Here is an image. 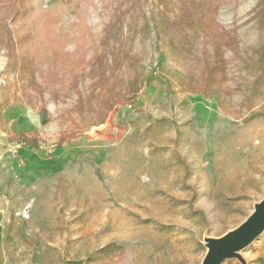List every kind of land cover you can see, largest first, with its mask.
Masks as SVG:
<instances>
[{
  "label": "rangeland",
  "instance_id": "obj_1",
  "mask_svg": "<svg viewBox=\"0 0 264 264\" xmlns=\"http://www.w3.org/2000/svg\"><path fill=\"white\" fill-rule=\"evenodd\" d=\"M13 1L23 14L11 17ZM257 4L225 0L219 8V24L239 43L226 53L221 91L205 97L160 79L108 109L158 48L170 68L198 76L199 63L157 35L160 15L174 18L178 1L0 0V22L11 30L9 38L0 23L3 264H48L38 258L46 245L82 264H201L207 240L252 212L264 197V117L246 120L264 110V84L253 101L244 97L264 46ZM119 6L120 41L103 46ZM201 43L198 36L197 53ZM118 44L120 67L101 75L98 55ZM26 130L36 131L37 148L14 137ZM17 229L40 246L23 244ZM111 242L123 253L86 261ZM263 255L264 232L222 264H259Z\"/></svg>",
  "mask_w": 264,
  "mask_h": 264
},
{
  "label": "trees",
  "instance_id": "obj_2",
  "mask_svg": "<svg viewBox=\"0 0 264 264\" xmlns=\"http://www.w3.org/2000/svg\"><path fill=\"white\" fill-rule=\"evenodd\" d=\"M177 1L178 9L174 18L170 19L166 14L160 15V20L163 24L161 30L157 31V35L162 34L167 36L166 46H168L171 52L185 54L194 58L199 63L200 72L198 76L192 72H183L170 68L166 61V54L158 48L157 55L149 66L142 67V70L127 82L124 91L114 100L115 102L108 105V109L117 103L122 104L133 100L142 85H149L160 79L164 80L168 87L176 84L184 92H193L205 97L210 96L215 89L222 90L223 82L227 78L225 72L228 65L226 53H235L239 48V43L234 33L225 30L217 20L219 8L225 0ZM17 5L18 1H13L10 5L11 17L18 16L20 13L23 14V11L19 10V6ZM257 7L260 22L262 23V20H264V0H258ZM112 12L114 14L110 16L113 18L108 20L104 25L103 46L107 45L110 41H120L123 30L125 10L119 6L112 9ZM0 23L3 26L2 32L10 38L11 30L6 26L4 21ZM198 36L203 38L204 43H201L197 53L195 49L197 48ZM121 51L118 44L115 49L108 47L102 56L98 55L99 57H94H98L96 60L98 62V71L101 72V75L105 76L107 70H117L120 67L123 57H121L122 59L120 61L117 56H121ZM123 55L127 58L126 52ZM256 56L257 59L253 62L257 69V77L249 88L250 93L244 96L248 102L253 101V97L258 95L256 94V89L264 84V46L258 47ZM95 68L93 67V69ZM219 104H221L220 101H218ZM40 113L42 116L46 114L45 110H41ZM105 117L106 112L104 117L98 122V125L104 122ZM256 117H264V110L252 111L246 120L248 121ZM35 133V130H26L15 134L14 137L24 145L37 148L38 142L35 138ZM61 142H58L57 145ZM16 235L23 244L29 247L38 248L40 246L39 239L27 235L20 229L16 230ZM123 251V246L111 242L95 250L93 256H88L86 261L105 258L112 260L118 253H123ZM3 252L4 250L0 246V264L4 262ZM52 257L56 258L55 262L52 260ZM38 258H47L49 260L48 264H82L83 262L82 260L65 259L57 254L56 248L49 245H46L40 251ZM258 262L259 264H264V255L258 258Z\"/></svg>",
  "mask_w": 264,
  "mask_h": 264
},
{
  "label": "water",
  "instance_id": "obj_3",
  "mask_svg": "<svg viewBox=\"0 0 264 264\" xmlns=\"http://www.w3.org/2000/svg\"><path fill=\"white\" fill-rule=\"evenodd\" d=\"M264 232V197L252 212L233 230L218 239L207 240V251L201 264H222L236 258Z\"/></svg>",
  "mask_w": 264,
  "mask_h": 264
}]
</instances>
